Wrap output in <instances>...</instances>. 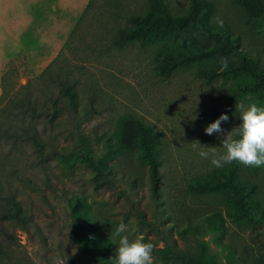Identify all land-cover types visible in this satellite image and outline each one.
<instances>
[{
	"label": "rangeland",
	"instance_id": "374dc122",
	"mask_svg": "<svg viewBox=\"0 0 264 264\" xmlns=\"http://www.w3.org/2000/svg\"><path fill=\"white\" fill-rule=\"evenodd\" d=\"M108 1L97 5L78 22L72 41L75 51L61 56L72 66L83 67V75L76 73L84 86L81 106L92 105L87 118L79 120L80 134L89 139V148L79 146L76 136L73 147L83 152L89 150L98 157L104 136L114 134L121 117L135 114L160 133L157 200L151 195L147 167L138 162L135 154H114L106 160L112 175L109 184L80 160L69 158L65 164L53 165L52 192L40 186V170L35 172L37 176L33 174L29 186H18L19 198L31 217L28 232L17 231L18 249L27 255L28 264H59L60 260H65V264H91L89 249L103 255V264H113L111 259L118 246L113 232L123 221L129 239L143 236L144 242L156 245V264H164L159 252L164 249V238L181 249L205 251L215 256L218 264H228V259L235 255L242 256L240 264L259 259V255L264 256V225L250 228L236 224L228 216L232 210L229 197L222 192L201 195L191 191L190 186L231 164L214 167L211 158H201L199 149H193L191 142L198 140L201 145L221 147L223 135H206L205 127L221 112L229 117L221 123L225 133L238 127V105L243 103L247 108L255 102L264 107V92H248L246 89L254 85V79L230 72L222 65L221 58L234 64L239 62L234 50L201 57L163 78L153 62L162 42L136 41L116 49L111 45L112 31H106L107 25L115 28L114 22L99 14L101 10L114 9L113 6L118 11L140 9L145 0ZM167 1L174 13L187 9L186 0ZM205 1L213 5L209 23L218 27L216 18L222 19L221 29L233 32L239 49L258 56L264 65V13L255 10L257 4L264 9V0ZM82 13L57 15L58 28L49 30L48 41L33 46L27 58L18 53L3 62L0 80L4 73L7 85H24L34 80L57 57ZM207 43L218 46L213 39ZM95 48L100 51L95 52ZM63 120L61 117L60 121ZM43 128L47 135L54 134L56 140L64 142L61 128L52 130L47 122ZM220 151H224L222 147ZM244 173L250 182L258 178L256 182L261 183L264 198V166L249 167ZM91 231L98 234L94 236ZM85 243L87 249L83 247Z\"/></svg>",
	"mask_w": 264,
	"mask_h": 264
},
{
	"label": "trees",
	"instance_id": "16d2710c",
	"mask_svg": "<svg viewBox=\"0 0 264 264\" xmlns=\"http://www.w3.org/2000/svg\"><path fill=\"white\" fill-rule=\"evenodd\" d=\"M186 1L187 9L183 13H174L167 0H145L140 9L118 11L113 6L114 9L101 10L99 14L110 17L114 22V29L108 27L107 23L103 25H107L106 31H112L111 45L116 49L136 41L145 44L161 41L153 62L155 70L163 78H169L201 57L234 50L239 55V62L234 64L227 61L226 70L250 75L254 85L246 89L248 92H264V65L258 56L239 49L237 37L230 29H221L209 23L213 12L210 2ZM106 2L109 1L89 0L57 57L34 80L24 85H7V74L1 77L0 264L29 263L27 255L18 249L17 231L27 233L31 223L30 214L19 198L18 186H29L33 174L38 170L43 173L40 186L51 192L55 190L52 183V178H55L53 165L65 164L69 158L80 160L109 184L112 175L106 167V160H111L114 154H135L138 162L147 167L151 195L157 200L156 188L160 181L157 146L160 144V133L135 114L128 113L121 117L114 134L104 136L102 153L98 157H94L89 150L83 152L79 147H73L74 136L79 146L89 144V139L80 134L79 120L87 118L92 112V105L81 106L80 94L84 86L76 73L83 75V67L72 66L66 57L61 56L75 51L76 46L72 41L78 22L97 5ZM247 5L251 7V3ZM255 10L264 13L261 4L255 5ZM208 39H213L218 46L207 43ZM99 51L95 48V52ZM61 117L63 121H60ZM44 122L51 125L52 130L61 128L64 142L56 140L54 134L47 135ZM248 168L233 162L225 170L190 186V189L194 194L201 195L224 193L229 197L232 209L228 211V216L238 225L250 228L256 224L264 225L263 187L256 182L257 177L251 178L252 182L246 179L244 170ZM140 221L143 222L141 216ZM97 234L95 232L94 236ZM163 243L164 249L159 252L164 264H218L216 257L205 251L195 253L181 249L166 238ZM86 246L85 243L83 247L87 249ZM88 252L91 264H103V255L99 251L89 249ZM241 260L242 256L235 255L228 259V264H240ZM250 264H264V256L259 255V259H253Z\"/></svg>",
	"mask_w": 264,
	"mask_h": 264
},
{
	"label": "clouds",
	"instance_id": "9594fccd",
	"mask_svg": "<svg viewBox=\"0 0 264 264\" xmlns=\"http://www.w3.org/2000/svg\"><path fill=\"white\" fill-rule=\"evenodd\" d=\"M216 24L223 28L224 21L216 18ZM222 65L227 67V59L221 58ZM240 124L231 131L225 133L221 127L222 122H227L229 117L221 114L214 122L204 129L206 135H223L222 149L201 145L198 140L191 142L193 149H199L198 155L203 159L211 158L210 162L214 167L220 168L225 164L233 162L244 167L258 168L264 166V107L251 103L245 108L243 103L239 104ZM195 119V117H194ZM127 225L121 221L113 232V238L118 239V246L115 248L113 264H156L153 252L156 245L153 242H144L143 236L129 239ZM59 264H65L60 260Z\"/></svg>",
	"mask_w": 264,
	"mask_h": 264
},
{
	"label": "crops",
	"instance_id": "0c3cea01",
	"mask_svg": "<svg viewBox=\"0 0 264 264\" xmlns=\"http://www.w3.org/2000/svg\"><path fill=\"white\" fill-rule=\"evenodd\" d=\"M88 2L89 0H0V76L3 62L18 53H23L27 58L32 54L33 46H42L48 41L49 30L58 28L55 26L57 15L79 14L84 11Z\"/></svg>",
	"mask_w": 264,
	"mask_h": 264
}]
</instances>
